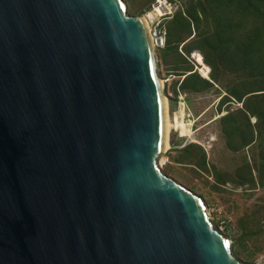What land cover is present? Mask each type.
<instances>
[{
  "label": "water",
  "instance_id": "1",
  "mask_svg": "<svg viewBox=\"0 0 264 264\" xmlns=\"http://www.w3.org/2000/svg\"><path fill=\"white\" fill-rule=\"evenodd\" d=\"M126 10L0 0V264H242L159 166L157 49Z\"/></svg>",
  "mask_w": 264,
  "mask_h": 264
},
{
  "label": "rangeland",
  "instance_id": "2",
  "mask_svg": "<svg viewBox=\"0 0 264 264\" xmlns=\"http://www.w3.org/2000/svg\"><path fill=\"white\" fill-rule=\"evenodd\" d=\"M123 1L129 15L154 14L156 0ZM168 1L157 71L170 117L183 105L191 131L173 128L158 163L203 199L215 228L225 226L232 255L253 264L264 255V0Z\"/></svg>",
  "mask_w": 264,
  "mask_h": 264
},
{
  "label": "built area",
  "instance_id": "3",
  "mask_svg": "<svg viewBox=\"0 0 264 264\" xmlns=\"http://www.w3.org/2000/svg\"><path fill=\"white\" fill-rule=\"evenodd\" d=\"M166 3H161V0H156V2L153 4V7L150 11H153L154 15L151 17L149 15V11L143 16H147L146 20L148 22V27L151 35V39L153 41V44L157 51L164 49L167 46V40H168V29L167 25L165 24V19L167 15L171 14L173 12V5L168 0ZM155 4L158 5H164V11L162 14H157L155 10ZM166 16V17H165ZM221 234L226 236L224 234V225H220L216 228ZM229 238V236H226ZM253 264H264V255L260 256L256 259V261L253 262Z\"/></svg>",
  "mask_w": 264,
  "mask_h": 264
},
{
  "label": "bare ground",
  "instance_id": "4",
  "mask_svg": "<svg viewBox=\"0 0 264 264\" xmlns=\"http://www.w3.org/2000/svg\"><path fill=\"white\" fill-rule=\"evenodd\" d=\"M153 15L154 14H151L150 16L152 17ZM146 18H147V16L143 17L146 25L148 26V22H147ZM197 70L204 77H209L210 67L206 63H204L203 61L197 67ZM160 84H161V88L163 91L164 84H163L162 79H160ZM163 100H164V113H165V149H167L170 146L169 136H170V132L173 128L179 129L182 136H185L191 130L188 128V125H190V123L187 124L185 122V119H184L185 110L183 108V105H181L182 107L180 110V115H176L175 118L172 119L169 115V112H168L169 109H168V103H167V98H166L165 94L163 95ZM190 136H191V134H190Z\"/></svg>",
  "mask_w": 264,
  "mask_h": 264
},
{
  "label": "trees",
  "instance_id": "5",
  "mask_svg": "<svg viewBox=\"0 0 264 264\" xmlns=\"http://www.w3.org/2000/svg\"><path fill=\"white\" fill-rule=\"evenodd\" d=\"M197 57V54H193L192 58L193 60ZM193 71V70H192Z\"/></svg>",
  "mask_w": 264,
  "mask_h": 264
}]
</instances>
